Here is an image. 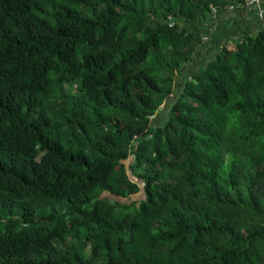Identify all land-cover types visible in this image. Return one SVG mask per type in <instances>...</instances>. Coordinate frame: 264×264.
Segmentation results:
<instances>
[{
  "label": "trees",
  "instance_id": "1",
  "mask_svg": "<svg viewBox=\"0 0 264 264\" xmlns=\"http://www.w3.org/2000/svg\"><path fill=\"white\" fill-rule=\"evenodd\" d=\"M240 7L0 0V264H264V29L196 67Z\"/></svg>",
  "mask_w": 264,
  "mask_h": 264
},
{
  "label": "crops",
  "instance_id": "2",
  "mask_svg": "<svg viewBox=\"0 0 264 264\" xmlns=\"http://www.w3.org/2000/svg\"><path fill=\"white\" fill-rule=\"evenodd\" d=\"M213 21L209 20L204 26L205 47L202 49V56L197 58L196 67L203 63L217 52L221 46L233 41H240L246 36L256 35L264 29V0L257 9L235 8L221 9L214 16ZM195 64L187 68L192 72Z\"/></svg>",
  "mask_w": 264,
  "mask_h": 264
},
{
  "label": "rangeland",
  "instance_id": "3",
  "mask_svg": "<svg viewBox=\"0 0 264 264\" xmlns=\"http://www.w3.org/2000/svg\"><path fill=\"white\" fill-rule=\"evenodd\" d=\"M166 114H167V107L166 108H164L163 110H162V112H160V114H158L157 116H156V118L155 119H153V121H154V123H160L163 119H164V117L166 116ZM143 198V195H137V196H133V199L134 200H141Z\"/></svg>",
  "mask_w": 264,
  "mask_h": 264
},
{
  "label": "built area",
  "instance_id": "4",
  "mask_svg": "<svg viewBox=\"0 0 264 264\" xmlns=\"http://www.w3.org/2000/svg\"><path fill=\"white\" fill-rule=\"evenodd\" d=\"M261 1H263V0H246V5L258 7L259 4L261 3Z\"/></svg>",
  "mask_w": 264,
  "mask_h": 264
}]
</instances>
